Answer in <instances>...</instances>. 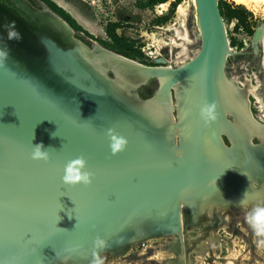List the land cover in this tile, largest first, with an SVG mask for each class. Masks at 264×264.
Instances as JSON below:
<instances>
[{
    "label": "water",
    "instance_id": "water-1",
    "mask_svg": "<svg viewBox=\"0 0 264 264\" xmlns=\"http://www.w3.org/2000/svg\"><path fill=\"white\" fill-rule=\"evenodd\" d=\"M194 14L197 52L167 67L89 49L45 5L0 0V264H102L149 238L180 246L190 230L206 235L225 213L264 205V123L226 72L244 51L231 50L219 0H194ZM250 44L263 48L264 23ZM110 128L128 140L115 155ZM41 143L47 161L32 158ZM81 155L92 183L64 184Z\"/></svg>",
    "mask_w": 264,
    "mask_h": 264
},
{
    "label": "rangeland",
    "instance_id": "rangeland-1",
    "mask_svg": "<svg viewBox=\"0 0 264 264\" xmlns=\"http://www.w3.org/2000/svg\"><path fill=\"white\" fill-rule=\"evenodd\" d=\"M24 1L33 10H41L45 5L55 12L73 29L74 37L89 49L99 45L145 65L174 66L189 60L198 50L192 0H179L165 21L158 19L167 12L173 0H168L165 10L160 3L148 5L147 0ZM246 8L253 14V30L264 23L263 5L256 12ZM181 10H186L187 14ZM223 19L231 50L244 51L227 58V76L236 70L252 85H257V81L264 84V45L254 52L250 44L252 34L245 29H235V20ZM186 31L190 32L194 42L187 39ZM232 41L241 43V46L231 44ZM155 85V81H150L142 86L139 96L147 97ZM240 88L243 87L240 85ZM260 88L263 91L264 85ZM248 97L253 117L264 123V106L252 95ZM253 141L257 142V139ZM258 206L264 207L263 204ZM209 210L208 214L211 213ZM203 227L190 230L187 239H182L185 244L183 242L180 246L176 245L177 238L173 236L149 238L134 244L123 256L106 257L102 264H176V260L181 259L184 264H264V237L256 235L246 216H225L215 231H208L206 235L214 232L209 240H205L206 235L200 232Z\"/></svg>",
    "mask_w": 264,
    "mask_h": 264
},
{
    "label": "clouds",
    "instance_id": "clouds-1",
    "mask_svg": "<svg viewBox=\"0 0 264 264\" xmlns=\"http://www.w3.org/2000/svg\"><path fill=\"white\" fill-rule=\"evenodd\" d=\"M200 115L205 124H210L216 120L215 104L206 103L200 108ZM108 135L110 138L109 147L113 155L125 150L128 140L126 137L118 134L114 129H108ZM53 136L54 133H53ZM49 149H44L43 144H37L33 147L32 158L34 160L50 159ZM93 173L87 170V160L83 155L77 156L69 160L64 166V174L62 181L66 185L75 186L83 184L88 186L92 183ZM247 222L254 229L257 236L264 237V207L257 206L246 216ZM67 230V229H66ZM94 247L103 248L106 247V241L97 236L93 242ZM92 264H97L94 260Z\"/></svg>",
    "mask_w": 264,
    "mask_h": 264
},
{
    "label": "bare ground",
    "instance_id": "bare-ground-1",
    "mask_svg": "<svg viewBox=\"0 0 264 264\" xmlns=\"http://www.w3.org/2000/svg\"><path fill=\"white\" fill-rule=\"evenodd\" d=\"M170 1V0H169ZM169 1H166V2H163V3H160V7L163 9V10H165L166 8H167V5L169 4ZM193 1V4H194V0H192ZM233 1H235L236 3H239V4H243V5H245L246 7H248L249 9H251V10H254L255 12H256V10L260 7V5H263V13H264V0H233ZM182 12H183V14L184 15H186L187 14V12H186V10H181ZM186 25V24H185ZM186 35H187V39H189V41H191V42H194V40L196 39L197 40V42L199 43V35H198V30H197V33L195 34V36H196V38L194 39V38H192V35L190 34V32L189 31H186ZM190 38H192V39H190ZM93 43V42H92ZM96 47H97V45H95ZM184 61H182V62H180V63H183ZM179 64V63H178ZM164 66V65H163ZM167 67H169V65L167 66ZM229 76H231V78H228ZM249 76V75H248ZM227 78H228V80H231L232 82H234V83H236L239 87H240V85L243 87V89L247 92V94L248 95H252L255 99H256V101L258 102V103H260L262 106H264V89H263V91L261 90V86L262 85H264L263 83L261 84V82L262 81H257V85H252L251 83H249V79L246 77V78H243L240 74H238V72L236 71V70H233V71H231V73L230 74H228V76H227ZM248 99H249V97H248ZM249 104V103H248ZM250 109V108H249ZM251 111V110H250ZM225 216H228L229 217V215L227 214V215H225ZM227 219V218H226ZM188 234H189V232H188ZM214 234V232L213 233H211V234H208V235H206V239L205 240H209V239H211L212 237V235ZM173 237H175V236H173ZM184 239V238H183ZM187 239V238H186ZM170 240V239H169ZM185 240V239H184ZM184 240H182V244H183V242H184ZM174 243H175V241L174 242H172V246L174 245ZM184 244H185V242H184ZM171 246V247H172ZM170 247V248H171ZM172 250V249H171ZM174 252H176V249H175V251ZM176 264H184V262H183V259H181V260H176Z\"/></svg>",
    "mask_w": 264,
    "mask_h": 264
},
{
    "label": "trees",
    "instance_id": "trees-1",
    "mask_svg": "<svg viewBox=\"0 0 264 264\" xmlns=\"http://www.w3.org/2000/svg\"><path fill=\"white\" fill-rule=\"evenodd\" d=\"M168 0H147L148 5H154L156 3H163ZM179 0H173L167 12L163 14L158 21H165L169 18L170 14L174 11V8L178 5ZM219 9L220 13L223 18L226 20H235V29H245L248 34L253 33V25L251 22V19L253 17V14L250 10H248L245 6L242 4H235L234 2H229L226 0H219ZM57 12H60L59 9H57ZM61 13V12H60ZM231 44H235L237 46H241V43H236L234 41L231 42Z\"/></svg>",
    "mask_w": 264,
    "mask_h": 264
}]
</instances>
